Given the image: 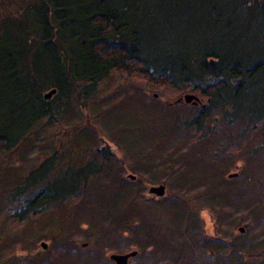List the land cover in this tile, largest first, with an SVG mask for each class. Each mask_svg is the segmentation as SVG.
I'll return each instance as SVG.
<instances>
[{"label":"trees","instance_id":"obj_1","mask_svg":"<svg viewBox=\"0 0 264 264\" xmlns=\"http://www.w3.org/2000/svg\"><path fill=\"white\" fill-rule=\"evenodd\" d=\"M28 4L30 7L17 12L18 17H13L12 9L0 16V155L14 153L33 136L35 141L41 140L37 130L67 119L74 102L104 106L108 109L105 122L120 129L123 121H116L113 113L122 99L115 98L116 93L101 100L96 95L104 81L132 80L138 85L125 86L138 93L137 99H130L133 107L165 113L163 132L152 138L153 144L141 147L140 156H151L145 165L160 170L164 166L161 151L181 130L184 142L180 137L183 143L167 150L172 161L166 172L178 186L183 185L178 183L183 176H195L202 186L195 195L199 207H218L225 216H234L245 207L254 217H261L264 204L258 201L264 202V197L257 196L264 183L256 176L264 172V0H36ZM51 89L55 92L46 96ZM149 91L169 96L187 92L196 97V103L176 102L183 112L171 117L172 106L156 105ZM199 102L201 106H195ZM212 114L219 116V122L204 130V122ZM218 142L225 145L218 154L212 153ZM72 150V146H61L69 159ZM189 155L192 157L187 158ZM193 158L203 169H185L184 161ZM52 159L42 160L30 173L36 172L35 179L27 178L24 188H17L14 208L19 203L30 206L39 202L38 209L30 212L42 213L54 201L57 205L67 198L79 199L78 189L62 196L51 186L59 187L61 180L57 179L68 169L82 170L83 163L75 166V160L67 169L56 171ZM237 159L242 166L233 186L225 182L223 171L214 172L216 179L203 178L210 170H226ZM97 171L89 172L87 178L98 176L100 168ZM48 178L55 180L49 183ZM87 178L82 182L87 183ZM24 192L27 195L20 199ZM52 196L56 197L53 202L48 199ZM131 199L145 201L139 191ZM172 201V213L185 216L179 211L182 206ZM18 215L13 209L6 219ZM128 219L119 228L128 233L127 239L143 233L142 223L130 228L134 223ZM259 220L245 224L251 234H242L240 243L215 242L218 254L209 259L214 264H264V230L260 228L264 220ZM70 249L61 241L51 252L61 256ZM117 250L125 251V243Z\"/></svg>","mask_w":264,"mask_h":264},{"label":"rangeland","instance_id":"obj_2","mask_svg":"<svg viewBox=\"0 0 264 264\" xmlns=\"http://www.w3.org/2000/svg\"><path fill=\"white\" fill-rule=\"evenodd\" d=\"M33 1L36 0H0V16H5L4 14H8L6 11L12 9L15 11L12 14L13 17H18L17 12L24 7H30L28 2L33 3ZM113 82L101 83V90L96 97L99 96L98 99L101 100L116 93L118 96L115 98L122 99L118 106L114 105V108L116 106L117 108L115 114L113 113L116 121H123V126H120L122 131L118 125L105 122L108 109H104V106L98 108V105L95 107L90 103L81 106L74 102L72 112L67 119L54 123L51 128L37 130L36 136L41 140L35 141L36 138L33 136L24 144L21 143L14 153L8 156L0 155V264H83L86 259L89 264H114L109 259V254L118 252L117 248L124 243L126 250L121 253L137 251V254L128 260V264H200L207 260L214 264L212 257L209 259V255L218 254L214 248L215 242L232 240L234 244H238L244 239L241 237L242 234L244 236L251 234V231L245 230L246 223L256 224L260 221L259 219L264 220V211L261 217L258 215L254 217L245 207H242L240 213L235 212L234 216H225L224 211H220L218 207L211 208L207 205L199 207L201 203H199V197L195 195L202 186L195 182V176L187 177L186 175L185 178L183 176V181H178L183 185L178 186L171 174L166 172L172 161V155H168L170 152L167 150H171L183 141L184 134L181 130L176 134V138L173 137L169 145L167 144L168 147L161 151L164 166L160 170L153 171L152 167L145 165L151 156L146 158L140 156L142 155L141 147L153 144L152 138L163 132V127L166 125L163 119L165 113L158 109L137 110L133 107L134 104L130 102V99H137L138 93L126 90L125 85L137 86V82L132 80ZM157 92L149 91L148 93L149 96H153V102L156 105L172 106L173 109L169 110L171 117L175 113L183 112L176 100L187 92L173 96ZM198 97L202 98L200 95ZM180 102L181 105H189L184 100ZM201 104L202 102H199L195 106L200 107ZM216 122H219V116L210 115L205 120L203 129L213 126ZM44 137L47 138L44 139ZM100 137L108 143L105 149L115 154H107L108 158L103 159L96 155L99 148L105 147ZM62 144L73 147L70 159L61 152ZM222 145L224 146L225 143ZM222 145L221 142L214 145L212 153L218 154ZM32 147L36 149L31 150ZM62 151L65 150L62 149ZM49 157H53L56 171L67 169L75 160V166L83 163L82 170L68 169L58 178L57 180H61L57 183L59 187L51 186L54 189L57 188L62 196L66 194V191L78 189L81 191L79 199L67 201V198L65 202L59 201L60 204L56 205L55 201H52L53 196L49 197L48 199L53 203L50 207H44L41 210L42 213L30 212L38 209L39 202H34L30 206L19 203V206L16 205L14 208L13 203L16 201L13 197H16L17 188H24L27 178L29 181L35 179L36 172L34 175L30 173L34 172V168L42 160ZM188 160L184 161L185 169L188 171L192 169L197 171L200 167L203 169V165L196 163L194 158L192 163L190 161L188 163ZM91 161L100 164V173L98 176H92L93 178H87L89 172L97 171ZM157 166H160V163ZM241 166L242 162L237 159L226 170L222 167L218 172L210 170L206 173L207 177L203 176V178L213 180L214 172L217 174L223 171L222 177L227 180L225 182L233 186L234 178L241 172ZM41 170L43 168L39 172ZM232 172L237 174L227 178V174ZM128 174H133L135 178L130 179ZM84 177L88 179L87 183L82 182ZM256 178L264 183V172ZM54 180L48 178L49 183ZM158 184L165 186L162 196L148 192L150 185ZM38 187L41 186L35 188L38 189ZM178 188L179 192L175 193ZM135 191H139L141 198L145 201L131 199ZM26 193H21L20 199L24 198ZM230 193L232 196V191ZM262 196L264 197V190H260L257 199H261ZM55 199L56 197L53 200ZM172 200L182 206L179 211L182 212L180 214L184 212L185 216L172 213V209L169 208ZM258 202L261 205L264 204V202ZM8 207L10 209L5 212L7 214L2 212ZM12 208L17 213L20 212V215L9 221L6 216L9 217ZM238 209L240 210V207ZM127 217L134 223L133 226L130 225V228L142 223L143 233L139 234L133 230L139 235L127 239L128 233L119 230L128 219ZM239 226L244 227V232L238 231ZM260 228L264 230V224L260 225ZM61 241H66V245L71 246V252L61 253L60 256L51 251ZM41 242L46 243L45 248L40 246Z\"/></svg>","mask_w":264,"mask_h":264},{"label":"water","instance_id":"obj_3","mask_svg":"<svg viewBox=\"0 0 264 264\" xmlns=\"http://www.w3.org/2000/svg\"><path fill=\"white\" fill-rule=\"evenodd\" d=\"M54 92H55V89H51L50 91H48L46 93V96H50ZM193 98H195V100H193ZM178 100L179 101L180 100H184L185 102H192V104H195L196 103V97H194V95L193 94H190V93H187V94H184V95L180 96L179 98H177L176 101L178 102ZM100 139L104 143L103 146L106 147L108 143L102 137H100ZM236 174H237L236 172L229 173V174H227V178L233 177ZM127 176L130 179H134L135 178V176L133 174H128ZM164 191H165V186L163 184L150 185L148 187V192L151 193V194H154L156 196H162L164 194ZM238 231L244 232V227L239 226L238 227ZM40 246L42 248H45L46 247V243L45 242H41L40 243ZM136 254H137V251L136 250H131V251L124 252V253L115 252V253L109 254V259L111 261H113L114 264H128V260L131 257H134Z\"/></svg>","mask_w":264,"mask_h":264},{"label":"flooded vegetation","instance_id":"obj_4","mask_svg":"<svg viewBox=\"0 0 264 264\" xmlns=\"http://www.w3.org/2000/svg\"><path fill=\"white\" fill-rule=\"evenodd\" d=\"M105 148H107V147L99 148V151H97V152H103V153L106 154V155H107V154H115L114 152L112 153V152L109 151V149H105ZM98 156L100 157V156H102V154H99ZM107 157H108V156H107ZM101 158H102V157H101ZM89 161H90V160H89ZM89 161H88V162H89ZM91 163L94 164V165L96 166L97 170H98V168H99V167H98L99 164H95L93 161H91Z\"/></svg>","mask_w":264,"mask_h":264}]
</instances>
